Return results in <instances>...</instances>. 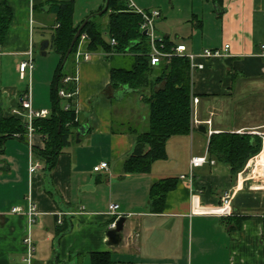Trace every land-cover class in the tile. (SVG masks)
Wrapping results in <instances>:
<instances>
[{"label":"crops","instance_id":"1","mask_svg":"<svg viewBox=\"0 0 264 264\" xmlns=\"http://www.w3.org/2000/svg\"><path fill=\"white\" fill-rule=\"evenodd\" d=\"M6 1L13 18L1 46L0 109L9 116L31 91L33 109L51 111L53 82L61 62L55 52L53 64L47 62L58 27L54 5L72 3L74 23L79 25L108 6L107 1ZM150 6L144 12L161 13L155 21L157 36L185 45L190 53L230 45L226 57L199 58L197 63L204 69L191 72L193 99H199L191 133L171 138L167 159L155 162L151 173L126 174L125 163L136 144L134 131L148 130L144 95L149 90L113 88L112 69H127V65L115 66L118 55L92 52L88 39H83L81 56L74 59V108L80 127L54 169L48 170L33 151L45 147L38 133L27 142L8 140L0 153V264H92L95 252H110L114 264H264V123L226 128L215 123L212 112L218 102L243 92L239 89L244 84L264 78L260 49L264 0H224L222 6L213 0H155ZM110 14L101 18L103 30ZM43 41L49 42L45 56L39 45ZM30 53L34 69L22 79L18 68ZM122 56L130 57L132 68L135 57ZM27 78L28 83H23ZM84 125L87 130L78 137ZM225 131L263 137L258 159L262 170L253 161L251 177L243 172L235 176L229 166L216 161L196 169L193 183L181 179L190 172L193 156L207 154L210 136ZM103 162L109 163V171L94 172ZM33 163L39 166L31 172ZM167 178L179 182L168 194L163 213L157 214L151 210L150 189ZM227 191L233 192V200L223 208L221 197ZM31 204L39 212L32 224ZM111 204L119 206L115 215L110 214ZM16 208L22 212L14 213ZM117 216L126 220L122 242L111 246L107 234ZM28 238L34 250L31 261Z\"/></svg>","mask_w":264,"mask_h":264},{"label":"trees","instance_id":"2","mask_svg":"<svg viewBox=\"0 0 264 264\" xmlns=\"http://www.w3.org/2000/svg\"><path fill=\"white\" fill-rule=\"evenodd\" d=\"M106 6L98 13L86 18L87 25L82 36L88 39V50H102L108 55L132 54L134 65L130 70L113 68L111 84L113 88L129 87L135 91H147L145 103L149 108L148 130L136 133L133 154L125 163V173L131 175L149 174L155 162L167 159V142L175 136L189 135L193 126L192 115V78L191 62L186 57L173 56L163 59L159 65H151L152 47L150 39L144 35L143 16L129 7L128 0H106ZM223 4L224 0H213ZM53 13L57 15V31L51 47L61 57L52 87V109L47 118L33 121L35 132L44 138V149L33 150L45 161L48 170H53L63 150L71 144L75 131L80 127L74 100L59 95L61 90L68 93L77 91V83H65L68 77H75V55L81 38L76 42L72 54L63 66L71 43L84 20L79 25L74 23V5L72 3L55 4ZM110 14L106 30L102 29L101 18ZM13 18L12 10L6 0H0V46H3ZM115 39L113 46L107 39ZM131 47L130 51L128 49ZM176 46L165 39V51L170 52ZM70 108L66 109V106ZM27 142L28 130L22 118L13 114L5 116L0 109V153L10 139ZM263 150V137L252 133L225 131L213 133L209 139L208 154L211 159L224 163L237 176L242 173L251 159ZM177 178H167L154 183L150 189L151 210L163 213L168 194L177 188ZM63 228L59 233H63ZM92 264H114L110 252L91 254Z\"/></svg>","mask_w":264,"mask_h":264},{"label":"built area","instance_id":"3","mask_svg":"<svg viewBox=\"0 0 264 264\" xmlns=\"http://www.w3.org/2000/svg\"><path fill=\"white\" fill-rule=\"evenodd\" d=\"M128 3H129V7L131 9H133L135 12H137L143 16L144 22H143L141 28H142V30L147 32V36L150 39V44L152 47V54H151V65L152 66L159 65L163 59L171 58L173 56H180V57H186L190 60L191 72H192L196 69H199V70L204 69V67H205L204 64H198L197 63V60L199 58L214 59V58H224L227 56L226 52L229 51L230 45H225L224 48H222V49H215V50L207 49V50H204V52L202 54H195V53L188 52L187 47L183 44H180V45L174 46L170 52H166L164 49L165 48V39L158 37L156 35V30H155V21H156V19L160 18V16H161L160 11H152V12L146 13L144 11H140L136 7V5L133 3L132 0H128ZM86 38H87L86 35H83L81 38V41L83 39H86ZM109 42L113 46L117 45V41L115 39H110ZM80 45H81V42H80ZM80 45H79V47H80ZM260 49H261V57L264 58V44L261 45ZM1 54H2V47L0 46V55ZM80 56H81V51H80V48H78V51L76 53L77 59H79ZM33 69H34V61H33L32 53H30L29 60L25 61L19 65L18 70H19L21 78L24 79L26 74L31 75ZM70 81H75L77 83V76L68 77L65 79L64 82L67 83ZM59 95L63 98L72 99V98L76 97L77 91H75L73 93H68L65 90H61L59 92ZM198 103H199V99L194 98L192 101V115L193 116L197 113L195 107ZM68 108H70V105L66 106V109H68ZM50 113L51 112L49 110L35 111L33 109L31 91H29L21 99V107L18 109H14L12 111L13 115L19 116L24 120L26 127H27V130H28V137L29 138H33V136L36 133L35 129L33 127L34 119H36V118H47L50 116ZM208 124L210 125L211 122H208ZM211 134H212V132H211ZM262 151H261V153H262ZM261 153L259 155H257L256 157H254V160L251 159V161L247 165L248 169L251 168V165H253V161H255L254 164L256 165V167L259 168L260 170H262L261 169L262 166H260L258 164V161H259L258 159L261 156ZM31 161H32V158H31ZM215 164H216V161L209 157L208 152L204 156H193L190 160V174L188 176H182L181 179H184V180L188 179L190 181V183H193L196 169L201 168L205 165H212L213 166ZM38 166L39 165L37 163L31 164V172L35 171L38 168ZM109 169H110L109 163L103 162L94 168V172L109 171ZM251 174H253V171ZM232 200H233V192L232 191L225 192L223 194V196L221 197V206L223 208L230 206L232 203ZM118 210H119V206L116 204H111L109 207L110 214L115 215ZM19 212H22V210L20 208L14 209V213H19ZM37 216H39L37 206L35 204H31L29 212H28V217H29V221L31 224L36 221L35 218ZM118 220H119V218L117 216L116 220L112 224V228H115L116 222ZM59 223H61V221H59ZM26 243L29 245V247L31 249V251L29 253V258H28V261H31L33 251H34L32 248V239L28 238L26 240Z\"/></svg>","mask_w":264,"mask_h":264},{"label":"rangeland","instance_id":"4","mask_svg":"<svg viewBox=\"0 0 264 264\" xmlns=\"http://www.w3.org/2000/svg\"><path fill=\"white\" fill-rule=\"evenodd\" d=\"M154 1L155 0H134L137 8L140 11H145V9H149L151 7L150 5ZM157 33L158 32L156 31V35ZM44 42L45 41L39 43V45L41 46ZM48 51L49 53L53 54L49 55V59H47L48 64L51 65L53 64L51 56H54L55 53L51 46L48 48ZM118 56L119 58H117L114 63L115 66L119 67L127 65V69L130 70L132 64V62L129 61L130 57H124L122 55ZM23 83H28V78ZM249 86L247 85V83L244 84L242 88L239 89L243 92H236L233 98H227L225 102H218L216 104L214 110L212 111L213 119L216 124H220L226 128H232L239 127L242 125L253 126L254 123H264V78L253 79L252 82H249ZM146 107L148 108L147 105ZM171 162H173V160ZM171 162L162 163L166 164V166H171L170 164H173ZM247 167L248 166H246V168L244 169V171L246 172L243 171V173H245V175H248V177H251V175H253L251 174L253 171V165H251L250 169H248ZM258 173L261 174L263 172L259 170ZM189 174L190 172L188 171L184 174V176H188Z\"/></svg>","mask_w":264,"mask_h":264},{"label":"water","instance_id":"5","mask_svg":"<svg viewBox=\"0 0 264 264\" xmlns=\"http://www.w3.org/2000/svg\"><path fill=\"white\" fill-rule=\"evenodd\" d=\"M108 9V6H106V8L103 10V12H101L100 14L104 13L106 10ZM88 20H86L81 27L79 28L78 32L76 33L71 46L69 48V50L67 51V54L65 56L64 62H63V66L65 65V63L67 62L68 58L70 57V55L73 52V49L75 47L76 42L79 40V38L82 36V31L85 28V26L87 25ZM144 35H147V32L144 31ZM133 45H135V43H133L130 48L128 49V51H130L131 47H133ZM49 46V42L45 41L42 45H41V51L43 53V55H46V49ZM87 130V125L82 126L79 130H78V137H80L81 135L85 134ZM205 132V130H204ZM125 218L121 217L119 218V220L116 222V226L115 228H113L112 230H110L107 234L108 239H109V243L111 246H118L121 244L122 242V232L124 229V224H125Z\"/></svg>","mask_w":264,"mask_h":264},{"label":"bare ground","instance_id":"6","mask_svg":"<svg viewBox=\"0 0 264 264\" xmlns=\"http://www.w3.org/2000/svg\"><path fill=\"white\" fill-rule=\"evenodd\" d=\"M263 159H264V152H263V155H262Z\"/></svg>","mask_w":264,"mask_h":264}]
</instances>
